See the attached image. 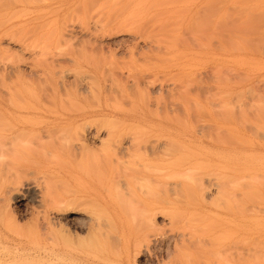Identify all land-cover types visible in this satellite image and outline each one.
Wrapping results in <instances>:
<instances>
[{
	"label": "rangeland",
	"instance_id": "obj_1",
	"mask_svg": "<svg viewBox=\"0 0 264 264\" xmlns=\"http://www.w3.org/2000/svg\"><path fill=\"white\" fill-rule=\"evenodd\" d=\"M0 113L8 264L264 262V0H0Z\"/></svg>",
	"mask_w": 264,
	"mask_h": 264
},
{
	"label": "bare ground",
	"instance_id": "obj_2",
	"mask_svg": "<svg viewBox=\"0 0 264 264\" xmlns=\"http://www.w3.org/2000/svg\"><path fill=\"white\" fill-rule=\"evenodd\" d=\"M121 40H122V39H121ZM249 94H250V93H249ZM250 95H252V94H250ZM11 101H12V100H11ZM9 103H10V102H9ZM38 103H39V102H38ZM46 103H47V102H46ZM54 103H55V102H54ZM52 104H53V103H52ZM10 105H11V103H10ZM49 105H51V104H49ZM53 105H54V104H53ZM33 109H34V107H33ZM36 110H37V109H36ZM3 116H4V115H1V113H0V118H2ZM9 117H10V116H9ZM11 117H13V116H11ZM11 119H13V118H11ZM22 119H23V118H22ZM5 120H6V121H5ZM5 120H0V124L3 125V122H5V123H6L7 121L9 122V119L5 118ZM23 120H24V119H23ZM1 121H3V122L1 123ZM90 121H91V120H90ZM38 122H39V121H38ZM85 122L87 123V121H85ZM5 123H4V124H5ZM36 123H37V122H36ZM86 123H85V124H86ZM91 123H92V121H91ZM86 125H87V124H86ZM91 125H92V124H91ZM89 126H90V125H89ZM93 126H94L95 128L97 127V129H96L97 131H96L95 134L93 135V139H94V140H100V139H101V135H100L99 127H98V126H95V125H93ZM93 126H92V127H93ZM2 127H3V126H2ZM4 127H6V125H4ZM9 127H10V126H9ZM11 127H13V126H11ZM11 127H10V128H11ZM79 127H80V125H79ZM90 127H91V126H90ZM0 128H1V125H0ZM6 128H7V127H6ZM68 128H69V127H68ZM68 128H67V130H68ZM84 128H85V126H83V129H84ZM2 129H3V128H1L0 131H1ZM7 129H9V128H7ZM7 129H4V130H7ZM12 129H14V130L17 129V130H18V126L15 125ZM80 129H82V128H80ZM10 130H11V129H10ZM20 130H21V131H20ZM20 130H19V134H21L22 137H23V134L29 133V132H27L25 129H20ZM51 130H52V129H51ZM58 130H59V129H58ZM69 130H70V129H69ZM75 130H76V129H75ZM84 130H85V129H84ZM84 130H83V131H84ZM81 131H82V130H81ZM47 132H49V131H46V133H47ZM51 132H53V131H51ZM51 132H50V134H51ZM63 132H64V131H63ZM63 132L60 133V134H65V133H63ZM68 132H69V131H68ZM32 133H33V132H32ZM54 133H55V132H54ZM54 133H53V135H54ZM69 133H70V132H69ZM16 134H18V133H16ZM48 134H49V133H48ZM30 135H31V133H30ZM38 135H39V134H38ZM40 135H41V134H40ZM67 135H69V134H67ZM67 135H66V136H67ZM1 136H2V135H1ZM16 136H17V135H16ZM36 136H37V135H36ZM54 136H56V134H55ZM54 136H53V138H54ZM57 136H58V135H57ZM80 136H82V135H80ZM80 136H79V137H80ZM11 137H12V138H11L10 140L14 141L13 139H15V134H14L13 136H11ZM19 137H20V136L16 137L17 139H16L14 142H16V141L18 140ZM34 137H35V136H34ZM40 137H42V135H41ZM49 137H50V136H49ZM63 137H64V136H63ZM68 137H69V136H68ZM3 138H4V137H3ZM5 138L7 139V137H5ZM8 138H9V137H8ZM20 138H21V137H20ZM35 138H36V137H35ZM37 138H38V137H37ZM42 138H43V137H42ZM58 138H59V137H57V139H58ZM60 138H61V137H60ZM22 139H23V138H22ZM43 139H44V138H43ZM47 139H48V138H47ZM47 139H44L43 142H44L45 140H47ZM49 139H50V138H49ZM57 139H56V141H57ZM61 139H62V138H61ZM63 139H64V140H62V142L65 141L66 138H63ZM29 140H30V139H29ZM39 140H41V139L39 138ZM53 140H54V139H53ZM58 140H59V143H60V139H58ZM0 141H2V138L0 139ZM5 141H6V140H5ZM20 141H21V140H20ZM20 141H19V142H20ZM80 141H82V140H80ZM84 141H85V142H84ZM8 142H9V144H10L11 141H8ZM14 142H11V144H12V143L14 144ZM19 142L15 143L16 145L14 144L13 146H14V147L17 146ZM50 142H51V140H50ZM82 142H84L85 144L83 143L84 145L82 144L81 148L84 147V146H86V145L89 146V144H88V139H84ZM6 143H7V142H6ZM21 143H22V141H21ZM79 145H81V144H79ZM0 146H1V145H0ZM10 146H11V145H10ZM10 146H8V147H10ZM21 146H22V145H21ZM21 146H20V143H19V146H17V147H19V148H17V149L20 150V151L23 150V155H25L26 157H29V156L26 155L25 153H29V152H33V153H34V151H30V148H32V147L28 148L29 152H26V151H24V149H20ZM75 146H76V145H75ZM1 147H3V146H1ZM4 147H5V145H4ZM4 147H3V148H4ZM6 147H7V144H6ZM14 147H11V149L14 148ZM24 147H25V146H23V148H24ZM72 147H73V146H72ZM90 147H91V143H90V146H89L88 148H90ZM33 148H37V146H34ZM33 148H32V149H33ZM43 148H44V146H43ZM43 148H42V149H43ZM68 148H69V147H68ZM73 148H74V147H73ZM77 148H78V147H77ZM88 148H87V149H88ZM92 148H93V147H92ZM25 149H26V148H25ZM44 149H45V148H44ZM54 149H55V147H54ZM61 149H62V148H61ZM75 149H76V148H75ZM79 149H80V148H79ZM83 149L85 150V147H84ZM6 150H7V149H6ZM8 150H9V149H8ZM8 150H7V152H9V154L13 153L12 150H11V152L8 151ZM13 150H15V148H14ZM35 150H36V149H35ZM39 150H40V152H41V148H40ZM45 150H46V149H45ZM57 150H58V149H57ZM84 150H83V152H84ZM15 151H17V150H15ZM15 151H14V152H15ZM37 151H38V148H37V150H36V153H37ZM60 151H61V150H60ZM68 151H69V150H68ZM79 151H80V150H79ZM79 151H78V152H79ZM2 152H3V151H2ZM17 152H18V151H17ZM17 152H16V153H17ZM21 152H22V151H21ZM61 152H62V151H61ZM63 152H64V151H63ZM44 153H46L44 157L47 159V160H45V161H48V160L50 161V160H52V159H53V161H54V160L56 161V158L58 157V156L56 157L57 154H55V153H54V154H55V158H54V157H53V158L50 157V154L52 153L51 151H49V154H47V152H43V154H42V152H41V156H43ZM64 153H65V152H64ZM71 153H73V151H72ZM9 154H7V156H9ZM14 154H15V153H14ZM14 154H13V155H14ZM65 154H66V153H65ZM74 154L77 155L76 153H74ZM11 155H12V154H11ZM15 155H18V156H19L20 154L18 153V154H15ZM29 155H31V154L29 153ZM34 155H35V154H34ZM36 155H38V154H36ZM36 155H35V156H36ZM47 155H49V156H47ZM78 155H79V154H78ZM78 155H77V156H78ZM0 156H2L1 159H4V157H5V159H6V157H7V156L5 155V152H4V154H0ZM31 156H32V155H31ZM39 156H40V155H39ZM51 156H52V155H51ZM62 156H63V155H62ZM64 156H65V155H64ZM70 156H71V155H69V157H70ZM77 156H73V157H72V158H74V161H75V159H76L75 157H77ZM82 156H84V153H83ZM9 157H11V156H9ZM9 157H8V158H9ZM51 158H52V159H51ZM83 158H84V157H83ZM85 158H86V157H85ZM57 159H59V158H57ZM8 160H9V159H8ZM13 160H14V159H13ZM29 160H30V159H29ZM66 160H67V159H66ZM1 161H2V160H1ZM32 161H33V160H32ZM58 161H59V160H58ZM64 161H65V160H64ZM76 161H77V160H76ZM79 161H80V160H79ZM84 161H85V160H84ZM4 163H5V162H4ZM4 163H3V164H4ZM3 164H2V165H3ZM210 164H211V163H210ZM4 165H5V164H4ZM198 165H199V164H198ZM200 166H201V165H200ZM208 166H209V165H208ZM3 168H4V167H3ZM5 168H6V167H5ZM213 168H215V167H213ZM12 170H13V169H12ZM193 171H194V170H193ZM198 171H199V169L197 170V172H198ZM246 171H247V170H246ZM3 172H4V171H3ZM5 172H6V171H5ZM240 172H241V170H240ZM242 172H243V171H242ZM0 173H1V172H0ZM16 173H17V172H16ZM18 173H19V172H18ZM18 173H17V174H18ZM217 173H218V172H217ZM244 173H245V171H244ZM10 174L14 175L13 173H10ZM17 174H16V175H17ZM199 174H200V173H199ZM199 174H198V175H199ZM214 174H215V173H214ZM20 175H21V173H20ZM24 175H25V174H24ZM194 175H195V174H194ZM202 175H203V174H202ZM207 175H208V174H207ZM6 176H7V175H6ZM6 176H5V177H6ZM21 176H22V175H21ZM204 176H205V174H204ZM208 176H209V175H208ZM217 176H218V175H217ZM221 176H223V175H221ZM258 176H259V175H258ZM10 177H11V176H10ZM209 177H210V176H209ZM211 177H212V176H211ZM0 178H1V177H0ZM3 178H4V176H3ZM205 178H207V176H205ZM247 178H249V176H247ZM255 178H256V177H255ZM259 178H260V177H259ZM7 179H8V177H7ZM200 179H201V178H200ZM207 179H209V178H207ZM210 179H211V178H210ZM217 179H220V177H217ZM263 179H264V178H263ZM204 180H205V179H204ZM214 180H215V179H214ZM2 182H3V181H2ZM198 182H199V181H198ZM206 182H207V181H206ZM30 183H31V182H30ZM33 183H34V182H33ZM210 183H211V182H210ZM216 183H217V182H216ZM247 183H248V182H247ZM35 184H36V183H35ZM204 184H205V183L203 182L202 185H204ZM217 184H218V183H217ZM241 184H242V182H241ZM248 184H249V183H248ZM252 184H253V183H252ZM218 185H219V184H218ZM209 186H210V185H209ZM242 186H244V185H242ZM7 187H8V186H7ZM15 187H16V186H15ZM21 187H23V184L21 185ZM64 187H65V186H64ZM16 188H17V192H16V191H15V192H16V193H19V192H18V190H19L18 187H16ZM61 188H62V187H61ZM244 188H245V187H244ZM66 189H67V188H66ZM222 189H223V188H222ZM9 190H10V189H9ZM11 190H12V189H11ZM62 190L65 191L64 189H62ZM209 190H210V189H209ZM251 190H253V189H251ZM13 191H14V190H13ZM69 191H70V190H69ZM72 191H74V190H72ZM72 191H71V192H68V193L72 194ZM247 191H248V190H247ZM10 192H11V191H10ZM61 192H62V191H61ZM3 193H5V191H4ZM62 193H63V192H62ZM66 193H67V191L64 192L63 194H65V195L67 196ZM73 193H74V192H73ZM6 194H7V193H6ZM19 194H20V193H19ZM23 194H24V193H23ZM48 194H49V193H48ZM74 194H75V193H74ZM216 194H217V193H216ZM244 194H245V193H244ZM251 194H252V193H251ZM7 195H8V194H7ZM7 195H5V196H7ZM15 195H16V194L14 193V196H15ZM203 195H204V194H203ZM246 195H247V194H246ZM254 195H255V194H254ZM3 196H4V195H3ZM19 196H21V195H19ZM48 196H51V195H48ZM58 196H59V195H58ZM74 196H75V195H74ZM216 196H217V195H216ZM251 196H252V195H250L249 197H250L252 200H254V198H252ZM11 197H12V196H10L9 200L11 199ZM16 197H17V195H16ZM13 198H14V197H13ZM44 198H45V197H44ZM49 198H50V197H49ZM51 198H52V197H51ZM58 198H61V197L59 196ZM245 198H246V197H245ZM250 198H247V199H250ZM78 199H80V200H79V201H80L79 203L81 204V198H78ZM71 200H72V199H70V201H71ZM74 200H75V198H74ZM74 200H73V201H74ZM85 200H86V199H85ZM10 201H11V200H10ZM50 201H52V200H50ZM60 201H62V204H60V206H61L62 208H61L59 205H56L57 208L59 207V208H61V209H58V210H56V211L54 210V211H55L54 216L52 217L51 222L48 223V225H49L50 223L52 224V226H51V224L49 225V226L52 227V228H53L55 225H58L57 227H64L63 224H62V223H63L62 221H63L64 217H67V215H68L69 213H73V214H76V215H80V214L83 212L82 210H78V209H77V208L80 207V206L82 207V205H80V204H79L80 206L78 205V202H77L78 207H77L76 204L73 205L72 208H69V207H71V205L68 207V205H69L71 202H72V203H75L76 201H74V202L71 201L69 204L67 203L68 201L65 200V199H64V200L62 199V200H60ZM60 201H59V202H60ZM77 201H78V200H77ZM82 201L84 202V200H82ZM88 201H89V200H88ZM41 202H42V199H41ZM1 203H2V202H1ZM1 203H0V204H1ZM8 203H9V201H8ZM8 203H7V204H8ZM52 203H53V202H52ZM244 203L247 204L246 202H244ZM254 203H255V202H254ZM7 204H6V205H7ZM41 204H42V203H41ZM41 204H40V205H41ZM54 204H55V203H54ZM57 204H58V203H57ZM28 205H29V204H28ZM47 205H48V204H47ZM87 205H88V204H87ZM87 205H86V207H87ZM92 205H93V204H92ZM42 206H43V205H41V207H42ZM53 206H54V205H53ZM74 206H75V207H74ZM94 206L96 207V205H94ZM244 206H245V205H244ZM10 207H11V206H10ZM246 207H247V206H246ZM7 208H8V205H7ZM13 208H14V207H13ZM244 208H245V207H244ZM0 209H1V208H0ZM14 209H15V208H14ZM34 209H35V208H34ZM246 209H247V208H246ZM246 209H245V211H246ZM247 210H248V209H247ZM36 212L39 213L38 210H37ZM248 212H249V211H248ZM29 213H30V212H29ZM44 213H45V212H44ZM5 214H6V216H2L3 219L7 217V219L10 221V225H16V226H19V227H20L21 224L19 225V222H20V214H19V211L12 210V208H10V209H8V210H5ZM35 215H36V214H35ZM51 215H52V214H51ZM69 215H70V214H69ZM91 215H92V214H91ZM29 216H30V215H29ZM32 216H33V214H32ZM43 216H44V215H43ZM33 217H34V216H33ZM35 217H36V216H35ZM49 217H50V216H49ZM100 217H102V216H100ZM0 218H1V217H0ZM2 218H1V219H2ZM31 218H32V217H31ZM37 218H38V215H37ZM37 218H35V219L37 220ZM97 218H98V217H97ZM7 219H6V220H7ZM42 219H43V218H42ZM82 219H83V218H82ZM101 219H102V218H101ZM30 220H33V219H30ZM48 220H49V219H48ZM95 220H98V219H95ZM99 220H100V218H99ZM9 221H7V222H8V223H7V226H8V224H9ZM26 221L28 222L29 220H26ZM44 221H45V220H44ZM49 221H50V220H49ZM102 221H103V220H102ZM2 222H3V220H2ZM2 222H1V223H2ZM5 222H6V221H5ZM86 222H87V221H86ZM91 222H93V221H91ZM103 222H104V221H103ZM103 222H102V223H103ZM100 223H101V221H100ZM37 224H40V223H37ZM92 224H95V223H92ZM10 225H9V226H10ZM23 225L25 226V224H23ZM28 225H29V223H28ZM5 226H6V224H5ZM7 226H6V229H7ZM9 226H8V227H9ZM21 226H22V225H21ZM24 226H22V227H24ZM31 226H32V225H31ZM38 226H39V225H38ZM38 226L36 225L35 228H38ZM42 226H43V225H42ZM42 226H41V229L43 228ZM46 226H47V225H46ZM46 226L44 225V227H46ZM12 227H15V226H12ZM19 227H17V228H19ZM25 227H26V226H25ZM25 227H24V228H25ZM95 227H96V228H94L93 226H92V227L90 226L91 229L93 228L92 231H94V229L96 230V229H97L98 227H100V226L97 225V226H95ZM35 228H34V229H35ZM104 228H105V227H104ZM9 229H10V228H9ZM12 229H13V228H12ZM12 229H11V230H12ZM14 229H15V232H16V227H15ZM20 229H21V227L19 228V230H20ZM28 229H29V228H28ZM34 229H33V230H34ZM50 229H51V228H50ZM248 229H249V228H248ZM11 230H9V231H11ZM17 230H18V229H17ZM21 230H22L21 232H23V229H21ZM26 230H27V227H26ZM29 230H30V229H29ZM51 230H52V229H51ZM97 230H99V228H98ZM101 230H102V229H101ZM104 230H105V229H104ZM35 231H36V230H35ZM42 231H43V230H42ZM110 231H111V230H110ZM247 231H248V230H247ZM251 231H252V230H251ZM17 232L20 233V231H17ZM26 232H27V231H25V233H24L25 235H27ZM32 232H33V231H32ZM61 232H62V231H61ZM64 232H65V233H64ZM64 232H63V234H64L63 236H65V235H69V237H71V236L73 235V234H72V235L70 236L71 233L68 234L66 231H64ZM68 232H70V231H68ZM10 233H14V232H10ZM92 233H93V232H92ZM111 233H112V232H111ZM33 234H34V233H33ZM76 234H78V233H76ZM89 234H90V233H89ZM109 234H110V232L108 233V235H109ZM13 235H14V234H13ZM22 235H23V234H22ZM35 235H36V234H35ZM40 235H41V234H40ZM51 235H52V234H50V237H52V236H54V235H56V234H55V232H54V234H53L52 236H51ZM59 235H60V234H59ZM80 235H81V234H80ZM104 235H105V234H104ZM106 235H107V233H106ZM28 236H29V235H28ZM31 236H33V235L31 234ZM42 236H43V234H42ZM75 236H76V235H75ZM87 236H88V235H87ZM90 236H91V235H90ZM112 236H113V235L111 234L110 237H112ZM2 237H3V232L0 230V238H2ZM19 237H20V236H19ZM25 237H27V236H25ZM50 237H48V238H50ZM73 237H74V236H73ZM73 237H71V238L73 239ZM88 237H89V236H88ZM93 237H94V236H93ZM95 237H96V236H95ZM95 237H94V238H95ZM104 237H105V236H104ZM244 237H245V236H244ZM30 238H32V237H30ZM34 238H37V237L35 236ZM43 238H44V236H43ZM43 238H42V239H43ZM48 238H47V239H48ZM54 238H56V237H54ZM60 238H61V240H62L64 237L61 236ZM66 238H67V236H66ZM90 238H91V237H90ZM106 238H107V237H106ZM106 238H104L105 241H107ZM108 238H109V237H108ZM51 239H52V238H51ZM86 239H87V238H86ZM86 239H84V240H86ZM95 239H97V238H95ZM98 239H99V238H98ZM73 240H74V239H73ZM81 240H82V239H81ZM117 240H118V239H117ZM250 240H251V239H250ZM254 240H255V239H254ZM259 240H260V239H259ZM259 240L256 239V241H258V242H259ZM35 241H37V240H35ZM62 241H65V240L63 239ZM91 241L93 242L92 239H91ZM103 241H104V240H103ZM105 241H104V243H105ZM247 241H248V240H247ZM74 242H75V241H74ZM76 242H77V240H76ZM88 242L90 243V241H88ZM92 242H91V244H92ZM116 242H117V241H116ZM252 242H253V241H252ZM35 243H36V242H35ZM53 243H54V242H53ZM100 243H101V242H100ZM111 243H112V242H111ZM243 243H244V241H243ZM254 243H255V242H254ZM50 244H51V243H50ZM65 244H67V243H65ZM70 244H71V242H70ZM72 244H73V243H72ZM76 244H79V241H78ZM106 244H107V243H105V245H106ZM109 244H110V243H109ZM248 244H249V243H248ZM258 244H259V243H258ZM261 244H262V243H261ZM36 245H38V244H36ZM82 245H83V242H82L81 244H79V246H81V247H82ZM84 245H86V244H84ZM97 245H98V243H97ZM245 245H246V244H245ZM250 245H251V244H250ZM255 245H256V244H254V246H255ZM53 246H55V245H53ZM94 246H95V244H94ZM99 246H100V244L98 245V247H99ZM259 246H260V245H259ZM259 246H256V247H259ZM56 247H57V246H56ZM75 247H76V246H75ZM246 247H248V246H246ZM82 248H83V247H82ZM72 249H73V248H72ZM100 250H102V249H100ZM104 250H105V249H104ZM104 250H103V251H104ZM242 250H243V249H242ZM245 250H246V249H245ZM20 251H21V250L18 248L17 252L20 253ZM249 251H250V250H249ZM80 252H81V251H80ZM80 252H79V253H80ZM246 252H248V251L246 250ZM256 252L258 253L259 251H256ZM18 253H16V254H11V253H9V254H8L9 257L7 256V254L5 255V257L7 256L8 258H10V260H11L12 257H15V259H16L17 256H18ZM26 253H29V251H27ZM86 253H87V252H86ZM244 253H245V252H244ZM250 253H252V252H250ZM260 253H261V251L258 253L259 256L261 255ZM77 254H78V253H77ZM81 254H82V253H81ZM262 254H263V253H262ZM242 255H243V253H242ZM250 255H251V254H250ZM252 255H254V254H252ZM252 255H251V256H252ZM256 255H257V254H256ZM246 256H247V255H246ZM242 257H243V256H242ZM260 258H261V256H260ZM5 259H6V258H4V257L0 258V264H8L9 262H8L7 260H9V259H6V260H5ZM247 260H248V259H247ZM253 260H255V259H253ZM263 260H264V257H263ZM27 261H28V260H27ZM242 261H243V260H242ZM257 261H258V258H257ZM257 261H256V262L253 261V262H255V263L257 264ZM259 261H260V260H259ZM259 261H258V262H259ZM3 262H4V263H3ZM247 262H248V261H247ZM261 263L264 264V262H261ZM261 263H260V264H261ZM11 264H12V263H11ZM258 264H259V263H258Z\"/></svg>",
	"mask_w": 264,
	"mask_h": 264
}]
</instances>
